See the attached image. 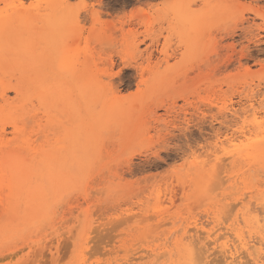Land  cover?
<instances>
[{
	"label": "rangeland",
	"instance_id": "1",
	"mask_svg": "<svg viewBox=\"0 0 264 264\" xmlns=\"http://www.w3.org/2000/svg\"><path fill=\"white\" fill-rule=\"evenodd\" d=\"M261 134L264 0H0V264H264Z\"/></svg>",
	"mask_w": 264,
	"mask_h": 264
},
{
	"label": "bare ground",
	"instance_id": "2",
	"mask_svg": "<svg viewBox=\"0 0 264 264\" xmlns=\"http://www.w3.org/2000/svg\"><path fill=\"white\" fill-rule=\"evenodd\" d=\"M134 17V16H133ZM43 18V17H42ZM42 18L40 19V18H37L38 19V21L39 20H42ZM32 19V18H31ZM99 19V18H98ZM33 20H35V19H32V20H29V19H27V21H26V26H27V30L31 33V32H33V30H34V25H35V21H33ZM229 47H231V46H229ZM249 51V50H248ZM231 60V59H230ZM230 62V61H229ZM227 67V66H226ZM38 74V73H37ZM40 74V73H39ZM38 74V75H39ZM36 75V73H34V76ZM32 78H34V77H32ZM34 79H37V78H34ZM182 116V115H181ZM20 129V128H19ZM261 135H264V134H261ZM259 136V135H258ZM257 136V137H258ZM22 137V136H21ZM48 137V136H47ZM28 138V137H27ZM48 139V138H47ZM49 140H50V138H49ZM189 140V139H188ZM190 141V140H189ZM46 142H47V140H46ZM50 142H51V140H50ZM49 142V143H50ZM256 144V143H255ZM21 145H23L22 143H21ZM27 146V145H26ZM46 146V145H45ZM253 146V145H252ZM21 150H24V149H21ZM7 151V150H6ZM23 152H25V151H23ZM4 157V156H3ZM247 157H249V156H247ZM251 159V158H250ZM4 160V159H3ZM9 181V180H8ZM18 182H20V181H18ZM9 190V189H8ZM15 193H16V191H15ZM16 194H18L19 195V192L18 193H16ZM7 196H9V195H7ZM9 200V199H8ZM5 211V210H4ZM6 212V211H5ZM251 217H252V215H250ZM10 218V217H9ZM13 218V217H12ZM43 221V220H42ZM259 221V220H258ZM261 221V220H260ZM34 222H36V221H34ZM263 222H264V220H263ZM255 223V222H254ZM260 223V222H259ZM256 224V223H255ZM263 224V223H262ZM39 225V224H38ZM258 226V225H257ZM263 226V225H262ZM25 228V227H24ZM257 229H259V228H257ZM262 230V229H261ZM6 231V230H5ZM8 231V230H7ZM25 231V230H24ZM9 232V231H8ZM246 233V232H245ZM6 234V232L5 233H3L2 235L4 236ZM11 234V233H10ZM9 234V235H10ZM245 235V234H244ZM255 236V235H254ZM253 236V237H254ZM264 236V235H263ZM15 236H13V238H14ZM241 237V236H240ZM239 237V238H240ZM246 237H248V236H246ZM257 237V236H256ZM0 238H2V236L0 237ZM16 238V237H15ZM24 238V237H23ZM259 238V237H258ZM248 239V238H247ZM254 240V239H253ZM8 241V240H7ZM237 241V240H236ZM235 241V242H236ZM257 241V240H256ZM3 242V241H2ZM249 242L250 241H245L243 238H241L240 239V243L237 245H233L232 244V246H228V245H226V246H224L222 249H223V254H226L227 256H228V258L230 259V261H229V263L228 264H235V263H241V260H242V255L240 256V254H241V252L242 251H245L247 254H249L250 256H252V253H251V249L253 248V245H252V247H250V244H249ZM255 242V241H254ZM262 242V241H261ZM263 243V242H262ZM39 244V243H38ZM258 244V243H257ZM25 246V245H24ZM35 246V245H34ZM39 246V245H38ZM41 246H42V244H41ZM223 246V245H222ZM264 246V245H263ZM30 247V246H29ZM32 247V246H31ZM37 247V246H36ZM43 248H45V245L44 246H42ZM41 248V247H40ZM31 249V248H30ZM37 249H38V247H37ZM46 249H47V247H46ZM254 249V248H253ZM252 249V250H253ZM49 250V249H48ZM20 251V250H19ZM30 251V250H29ZM35 251V250H34ZM38 251H40V250H38ZM222 252V251H221ZM35 253V252H34ZM41 253V252H40ZM244 253V252H243ZM242 253V254H243ZM254 253V252H253ZM11 254V253H10ZM14 254V253H13ZM36 254H37V251H36ZM39 254V253H38ZM37 254V255H38ZM42 254V253H41ZM158 254V253H157ZM156 254V255H157ZM194 254H195V252H194ZM193 254V256H196L197 257V255H194ZM33 255V254H32ZM76 255V254H75ZM164 255H167V254H164ZM198 255H200V254H198ZM244 255L246 256V254L244 253ZM243 255V257H245ZM4 256H7V255H4ZM3 256V257H4ZM12 256V255H11ZM10 256V257H11ZM14 256H17V255H15L14 254ZM35 256V255H34ZM42 256V255H41ZM41 256H39V257H41ZM129 256V255H128ZM128 256H125V257H128ZM160 256H161V254H160ZM159 256V257H160ZM201 256V255H200ZM204 255H202V257H203ZM219 256H221V255H219ZM225 256V255H224ZM2 257V258H3ZM10 257H8V258H10ZM29 257V256H28ZM27 257V258H28ZM53 257V256H52ZM55 257H56V255H55ZM132 257V256H131ZM162 257V256H161ZM160 257V258H161ZM210 257V256H209ZM222 257V256H221ZM248 257V256H247ZM254 257H255V255H254ZM261 257V256H260ZM13 258V257H12ZM38 258V257H37ZM46 258V257H45ZM44 258V259H45ZM133 258V257H132ZM157 258V257H156ZM159 258V259H160ZM204 258V257H203ZM203 258H202V260H203ZM214 258V257H213ZM228 258H226V259H228ZM246 258V257H245ZM245 258H243V259H245ZM262 258V257H261ZM24 259V258H23ZM30 259H32V256H31V258ZM30 259H28V260H30ZM41 259H43L42 257H41ZM54 259V258H53ZM205 260H206V258H204ZM228 259V260H229ZM256 259V258H255ZM3 260V259H2ZM33 260H34V258H33ZM38 260V259H37ZM56 260H58V259H56ZM133 260V259H132ZM157 260H158V258H157ZM194 260H196V258L194 259ZM202 260H200V261H202ZM212 260V259H211ZM261 260V259H260ZM53 261V260H52ZM86 261V260H85ZM134 261V260H133ZM89 262V261H88ZM196 262V263H195ZM203 262H204V260H203ZM21 263V262H20ZM25 263L27 264V263H29V262H26V260H25ZM35 263V262H34ZM53 264H54V262H52ZM166 263V262H165ZM197 264L198 263V261L196 260V261H194L193 262V264ZM201 263V262H200ZM200 263H198V264H200ZM243 263V262H242ZM241 263V264H242ZM245 263H248V261H246ZM250 263V262H249ZM2 264V263H1ZM121 264V263H120ZM123 264V263H122ZM210 264V263H209ZM251 264V263H250ZM253 264H254V262H253Z\"/></svg>",
	"mask_w": 264,
	"mask_h": 264
}]
</instances>
